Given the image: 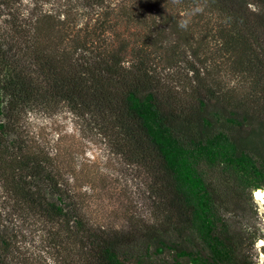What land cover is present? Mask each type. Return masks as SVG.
<instances>
[{"label": "trees", "instance_id": "1", "mask_svg": "<svg viewBox=\"0 0 264 264\" xmlns=\"http://www.w3.org/2000/svg\"><path fill=\"white\" fill-rule=\"evenodd\" d=\"M108 2L0 0V264H254L264 162L242 143L264 142V0ZM217 61L248 92L215 81ZM63 108L144 171L147 219L92 221L60 149L13 129L22 112Z\"/></svg>", "mask_w": 264, "mask_h": 264}, {"label": "rangeland", "instance_id": "2", "mask_svg": "<svg viewBox=\"0 0 264 264\" xmlns=\"http://www.w3.org/2000/svg\"><path fill=\"white\" fill-rule=\"evenodd\" d=\"M117 3H120L119 0H109L106 10ZM250 8L257 11L255 6L251 5ZM43 9L48 10L49 6L44 5ZM91 17L95 19V15ZM85 18L86 15L77 16L78 26L84 25ZM195 18H198L197 14L191 19L194 21ZM89 23L91 26L95 24L92 20ZM118 24L117 21L116 26ZM212 72L214 80L229 89L233 98L238 99L248 92L249 79L228 71V66L222 61L215 62ZM83 121L66 108L50 112L34 110L20 113L13 129L31 142L60 149L55 161L60 166L66 165L65 176L79 193L76 195L92 221L119 228L129 220L127 217L147 219L153 207L148 197L149 180L144 171L114 154L101 131L92 127V122ZM237 133L246 139L245 132ZM242 148L264 162V142L252 138L243 142ZM10 150H14V147L8 145ZM3 157L10 160L12 156L7 153ZM261 190H264V185ZM252 200L249 223L255 229L254 236H259L260 240H256L247 252L254 264H264V204L254 198ZM253 229L250 227V230ZM260 241L263 245L259 246ZM161 259H166V256L151 257L149 261L161 264Z\"/></svg>", "mask_w": 264, "mask_h": 264}, {"label": "clouds", "instance_id": "3", "mask_svg": "<svg viewBox=\"0 0 264 264\" xmlns=\"http://www.w3.org/2000/svg\"><path fill=\"white\" fill-rule=\"evenodd\" d=\"M180 2L181 0H172L173 4H179ZM202 11H203L202 7H196L191 11H186L177 22L178 28H180L181 30H187L191 24V18L194 15H196L198 12H202Z\"/></svg>", "mask_w": 264, "mask_h": 264}, {"label": "bare ground", "instance_id": "4", "mask_svg": "<svg viewBox=\"0 0 264 264\" xmlns=\"http://www.w3.org/2000/svg\"><path fill=\"white\" fill-rule=\"evenodd\" d=\"M252 196L255 201H258L261 204H264V190H261V189L254 190V192L252 193ZM260 245H263L262 241H260L259 246Z\"/></svg>", "mask_w": 264, "mask_h": 264}, {"label": "snow or ice", "instance_id": "5", "mask_svg": "<svg viewBox=\"0 0 264 264\" xmlns=\"http://www.w3.org/2000/svg\"><path fill=\"white\" fill-rule=\"evenodd\" d=\"M259 195V194H258Z\"/></svg>", "mask_w": 264, "mask_h": 264}]
</instances>
